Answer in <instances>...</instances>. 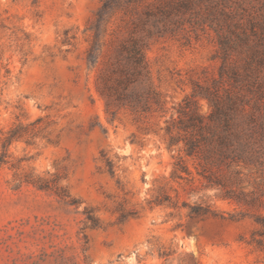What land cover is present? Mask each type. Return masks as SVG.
<instances>
[{"label":"rangeland","instance_id":"374dc122","mask_svg":"<svg viewBox=\"0 0 264 264\" xmlns=\"http://www.w3.org/2000/svg\"><path fill=\"white\" fill-rule=\"evenodd\" d=\"M102 1L0 0V264H58L62 256L70 264H264V251L248 244L259 226L242 207L197 177L171 180L178 154L165 143V119L108 112L100 93L107 67L87 62ZM243 1L244 15L264 20V0ZM189 36L151 40L146 49L151 82L169 106L218 75L216 34ZM103 154L119 157L115 177ZM49 178L101 221L86 229V262L77 237L84 217L26 182ZM162 186L178 208L149 207ZM121 203L138 217L119 223ZM184 203L220 217L191 219Z\"/></svg>","mask_w":264,"mask_h":264},{"label":"trees","instance_id":"16d2710c","mask_svg":"<svg viewBox=\"0 0 264 264\" xmlns=\"http://www.w3.org/2000/svg\"><path fill=\"white\" fill-rule=\"evenodd\" d=\"M245 5L243 0H103L90 27L87 62L96 67L103 59L107 67L100 93L108 112L125 109L145 120L165 119V143L178 154L171 180L192 183L197 177L205 188L219 190L223 200L242 207L259 226L248 244L264 251V20L244 15ZM207 28L218 39V75L205 84L195 82L190 95L169 106L151 82L149 42L188 39ZM201 102L208 105L207 113L202 112ZM111 114L116 116L115 111ZM102 157L106 172L115 177L119 157ZM4 160L5 153L0 169ZM26 182L84 217L77 237L86 262V229L101 227L95 210L86 206L79 211L82 202L59 178ZM147 203L150 208L179 205L165 186ZM184 207L191 219L220 217L211 206L184 203ZM116 213L119 223L139 214L125 203ZM70 261L62 256L58 264Z\"/></svg>","mask_w":264,"mask_h":264}]
</instances>
